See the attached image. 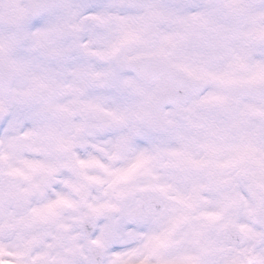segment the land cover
Segmentation results:
<instances>
[{"label": "snow or ice", "instance_id": "obj_1", "mask_svg": "<svg viewBox=\"0 0 264 264\" xmlns=\"http://www.w3.org/2000/svg\"><path fill=\"white\" fill-rule=\"evenodd\" d=\"M0 264H264V0H0Z\"/></svg>", "mask_w": 264, "mask_h": 264}]
</instances>
